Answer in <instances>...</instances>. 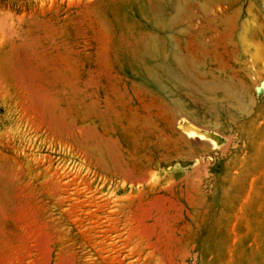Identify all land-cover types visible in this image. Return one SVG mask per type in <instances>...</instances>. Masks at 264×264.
Wrapping results in <instances>:
<instances>
[{"label":"rangeland","instance_id":"obj_1","mask_svg":"<svg viewBox=\"0 0 264 264\" xmlns=\"http://www.w3.org/2000/svg\"><path fill=\"white\" fill-rule=\"evenodd\" d=\"M219 5L173 31L244 102L176 91L210 128L114 60L143 0H0V264H264V0Z\"/></svg>","mask_w":264,"mask_h":264},{"label":"bare ground","instance_id":"obj_2","mask_svg":"<svg viewBox=\"0 0 264 264\" xmlns=\"http://www.w3.org/2000/svg\"><path fill=\"white\" fill-rule=\"evenodd\" d=\"M143 1L144 6H141L140 9L149 13L152 25L164 33V38L160 39L157 33H146L137 30L133 25L117 19L112 53L121 71L133 75L139 81L148 82L154 89L169 96L175 107L190 115L193 121L202 127L216 128L218 125L209 118L194 116L192 110L183 105V101L176 91L187 89L188 93L185 96L194 95L210 102L214 110L235 112L236 114L242 113L244 102L235 94L236 92H234L232 86L220 82L210 85L204 83L199 75L206 73L205 65L201 62L199 56L181 51L173 35L174 27L180 16L187 14L192 5L198 6L200 10H207L214 5L221 7L219 3H227L228 0H194L185 3L174 0ZM237 14L236 12L235 15ZM235 15H232L233 18L229 16L230 18L225 22L227 24L225 27L228 29V26H231V29H234L235 32L238 31V40L242 41L244 39L242 34L244 23L238 17L239 15ZM222 21L224 22V20ZM225 27H222L223 30L226 29ZM227 37L230 39L233 36ZM230 41L231 44L237 42ZM221 76L225 78L222 74L218 75V77ZM185 133L187 136H198L199 138L204 137L205 134L199 127L191 124L185 127Z\"/></svg>","mask_w":264,"mask_h":264}]
</instances>
